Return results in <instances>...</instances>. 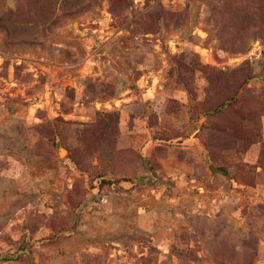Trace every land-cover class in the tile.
Segmentation results:
<instances>
[{
  "label": "rangeland",
  "instance_id": "374dc122",
  "mask_svg": "<svg viewBox=\"0 0 264 264\" xmlns=\"http://www.w3.org/2000/svg\"><path fill=\"white\" fill-rule=\"evenodd\" d=\"M0 264H264V0H0Z\"/></svg>",
  "mask_w": 264,
  "mask_h": 264
},
{
  "label": "crops",
  "instance_id": "0c3cea01",
  "mask_svg": "<svg viewBox=\"0 0 264 264\" xmlns=\"http://www.w3.org/2000/svg\"><path fill=\"white\" fill-rule=\"evenodd\" d=\"M215 175L211 174L209 176V185H201L198 183L199 192L205 193V195L214 196L217 189L211 184L214 181ZM187 186L185 185V188ZM230 197H236L237 192L231 191L229 194ZM116 196V194H115ZM155 199L148 198L146 196H137L136 199L125 200L120 197L116 200V203L112 204L107 210L105 219L106 221H113L115 224L118 223L119 229L126 228V223H130L134 226H141V222H148L149 225H152L155 228L156 223H158L159 216L158 214L163 210L158 209L156 206L158 203L161 204V207H164V201L154 202Z\"/></svg>",
  "mask_w": 264,
  "mask_h": 264
},
{
  "label": "built area",
  "instance_id": "2783aa9c",
  "mask_svg": "<svg viewBox=\"0 0 264 264\" xmlns=\"http://www.w3.org/2000/svg\"><path fill=\"white\" fill-rule=\"evenodd\" d=\"M206 198L207 197L201 200H196L193 205V210H196L197 212L203 214L204 216L210 217L211 215H213L214 211L218 209V207L216 205H212V203H214L215 201V197L212 196H209L210 205L205 206L203 202Z\"/></svg>",
  "mask_w": 264,
  "mask_h": 264
},
{
  "label": "bare ground",
  "instance_id": "6f19581e",
  "mask_svg": "<svg viewBox=\"0 0 264 264\" xmlns=\"http://www.w3.org/2000/svg\"><path fill=\"white\" fill-rule=\"evenodd\" d=\"M65 150L61 149L60 154H64Z\"/></svg>",
  "mask_w": 264,
  "mask_h": 264
},
{
  "label": "trees",
  "instance_id": "16d2710c",
  "mask_svg": "<svg viewBox=\"0 0 264 264\" xmlns=\"http://www.w3.org/2000/svg\"><path fill=\"white\" fill-rule=\"evenodd\" d=\"M236 98V97H235ZM231 100V99H230ZM231 102V101H230Z\"/></svg>",
  "mask_w": 264,
  "mask_h": 264
},
{
  "label": "water",
  "instance_id": "95a60500",
  "mask_svg": "<svg viewBox=\"0 0 264 264\" xmlns=\"http://www.w3.org/2000/svg\"><path fill=\"white\" fill-rule=\"evenodd\" d=\"M213 172H215V171H213Z\"/></svg>",
  "mask_w": 264,
  "mask_h": 264
}]
</instances>
